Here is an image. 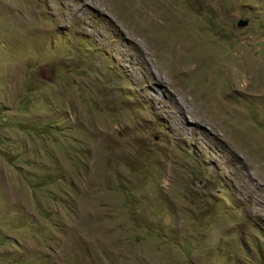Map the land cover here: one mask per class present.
<instances>
[{
  "label": "rangeland",
  "instance_id": "1",
  "mask_svg": "<svg viewBox=\"0 0 264 264\" xmlns=\"http://www.w3.org/2000/svg\"><path fill=\"white\" fill-rule=\"evenodd\" d=\"M0 264H264V0H0Z\"/></svg>",
  "mask_w": 264,
  "mask_h": 264
},
{
  "label": "bare ground",
  "instance_id": "2",
  "mask_svg": "<svg viewBox=\"0 0 264 264\" xmlns=\"http://www.w3.org/2000/svg\"><path fill=\"white\" fill-rule=\"evenodd\" d=\"M245 82L248 83V81H245ZM241 86H242V88H245V89L247 88V85H246V84H242ZM176 104H177V108H178V110L180 111V109H181V108H180V107H181L180 104H179V103H176ZM224 106L226 107V105H224ZM180 122H181V119H180ZM179 126H180V125H179ZM182 132H183V133H186V130H185V129H182ZM179 133H180V132H179Z\"/></svg>",
  "mask_w": 264,
  "mask_h": 264
},
{
  "label": "water",
  "instance_id": "3",
  "mask_svg": "<svg viewBox=\"0 0 264 264\" xmlns=\"http://www.w3.org/2000/svg\"><path fill=\"white\" fill-rule=\"evenodd\" d=\"M240 26H242V27L247 26V22H242V23L240 24Z\"/></svg>",
  "mask_w": 264,
  "mask_h": 264
}]
</instances>
